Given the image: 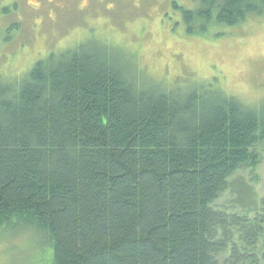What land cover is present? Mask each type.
I'll return each mask as SVG.
<instances>
[{"label": "trees", "instance_id": "obj_1", "mask_svg": "<svg viewBox=\"0 0 264 264\" xmlns=\"http://www.w3.org/2000/svg\"><path fill=\"white\" fill-rule=\"evenodd\" d=\"M198 2L179 7L187 34L264 16V0ZM75 43L0 72V232L49 246L29 264H264V103Z\"/></svg>", "mask_w": 264, "mask_h": 264}, {"label": "rangeland", "instance_id": "obj_2", "mask_svg": "<svg viewBox=\"0 0 264 264\" xmlns=\"http://www.w3.org/2000/svg\"><path fill=\"white\" fill-rule=\"evenodd\" d=\"M198 1L0 0V72L16 76L77 41L102 40L132 55L138 67L157 80L201 83L247 106H261L264 16L187 34L179 7L196 8ZM259 151L261 162L252 184L264 196V143ZM20 231L0 232V264H29L48 253V245L43 250L36 243L34 231Z\"/></svg>", "mask_w": 264, "mask_h": 264}]
</instances>
